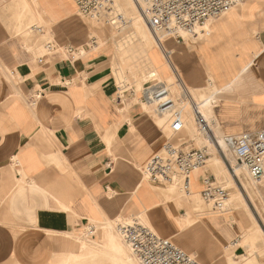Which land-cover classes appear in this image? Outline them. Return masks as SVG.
I'll list each match as a JSON object with an SVG mask.
<instances>
[{"label": "crops", "instance_id": "1", "mask_svg": "<svg viewBox=\"0 0 264 264\" xmlns=\"http://www.w3.org/2000/svg\"><path fill=\"white\" fill-rule=\"evenodd\" d=\"M246 3L259 6L253 11L239 4L220 18L207 20L201 27V38L178 42L173 67H166L155 51L161 69L159 81L149 86L136 83L130 95L122 90L128 83H114L110 54L86 49L83 38L72 39L66 28L55 26L76 14L74 0H68L67 5L64 0L43 5L44 15L66 42L61 47L76 49L74 59L62 57V53L39 56L41 52L30 51L16 36L7 38L0 25V190L6 195V203L0 204V264H55L61 255L59 264H84L82 259L87 264H115L114 259H105L110 255L121 262L125 259L126 264H137L106 221L105 228H109L102 240L82 243L83 254H77L71 240L62 234L71 229L80 231L88 220L99 223L109 218L114 223L120 216L140 214L160 236H177L186 229L178 242L189 245L186 237L195 233L206 238L209 243L198 250L205 259L199 260L202 264L225 260L232 246L229 243L241 231L233 212L199 214V204L162 194L136 167L145 166L168 141L162 125L169 110L158 111L156 102L144 100V92L158 90L159 102L172 98L175 106L178 78L188 85L177 70L179 58L195 48L205 47L195 69L206 64L210 68L234 65L238 71L236 76L223 78V90L217 91L219 103L214 101L209 113L219 131L235 134L264 129V0ZM231 27L236 33L255 30L256 34L235 45L234 61H217L223 54L219 52L221 45L209 46L207 38L215 28ZM165 39L167 45L176 41L171 36ZM160 45L166 50L161 41ZM12 73L20 79V86ZM122 77L119 75V80ZM191 79L202 84L196 73ZM133 97L138 102H132ZM153 104L158 118L151 114ZM210 168L193 172L194 189L201 190L204 176L213 170ZM21 178L25 183L17 182ZM236 216L245 229L254 224L248 213ZM229 223L234 226L230 228ZM107 229L121 240L122 249L111 246ZM210 244L224 247L211 258L206 256Z\"/></svg>", "mask_w": 264, "mask_h": 264}, {"label": "rangeland", "instance_id": "2", "mask_svg": "<svg viewBox=\"0 0 264 264\" xmlns=\"http://www.w3.org/2000/svg\"><path fill=\"white\" fill-rule=\"evenodd\" d=\"M46 1L48 0H0V25L4 28L6 33L5 35H7V38L11 36L12 37L16 36V38H18L21 41H24L28 45L30 51L36 50L39 53L41 52L39 56L43 55L45 57L48 54L55 53V52L50 53L47 51L46 48L47 41L49 40L55 41L60 46H64V44L66 43L64 40L60 39V37L58 36V32H56L53 29L54 23H52L46 18L47 14L44 13L45 8L43 7V5H47L48 3L50 4L51 0H49L47 3H44ZM55 1L57 2L58 0ZM64 1L66 3L65 5H67L68 0H64ZM129 1L131 2V5L133 4V7L131 6L125 8V13H126V17L132 18L136 14L139 15V12L136 9L133 0H129ZM241 4L248 5V7L252 8L253 11L257 8V6H259L258 3L247 4L246 2H243ZM133 13H135V15ZM252 15L253 13L248 15V17H251ZM110 17L111 14L109 13L108 14L105 13L101 16L93 17L85 13L82 14L79 11H77L76 14L70 15L68 18L63 20L65 22L62 21L59 24L57 23V25L55 26L66 28L67 30L66 34L72 39L83 38L87 43L86 49L95 50V51L101 50L106 52L107 54H110L111 75L113 77L114 83L116 84H118L119 82L120 84L128 83L127 86L122 85L123 86L122 90L128 92V94L130 95L131 90H133L132 85L139 82L138 84L141 86H147V85L149 86L148 82L149 81L151 82V79L142 82L141 76L137 75V73L136 74L134 73L135 64L140 63L141 60L143 59V57L140 54H138V56H134L132 59H127V63L125 64L123 63V60L121 59L115 47V39H114L115 33L113 26L110 24ZM213 18L216 17H211L210 19ZM65 24H67V27L66 26L64 27ZM13 26L15 27V29ZM37 28H41V30L39 31ZM63 28L62 30L60 28V31H63ZM146 28H147L146 31L147 34L149 36H152L153 34L151 33V31L148 29V27ZM236 31L237 30L234 27H231L224 29L215 28L210 32L207 38L208 40L207 45L209 46L221 45L219 47V52L223 53L220 57H218L217 61H221L223 59L228 61H234L235 45L240 42V39L242 41L245 36L247 35L252 36L256 34L255 30L242 31L241 33H236ZM183 41L181 42V44L183 43ZM204 49L199 50L198 48H195L192 51L189 50L184 52L185 54L181 55V58H179L180 61L178 62L179 66L177 70L183 76L184 80L191 88L192 92L196 97L200 99L211 98L212 101H215L216 104H218L219 95L217 91L219 90V88L223 90V85L225 84L224 79L227 77H231L232 75L236 76L238 74V71L234 70V65L231 66L230 68H221L218 66L214 68H210L206 64L207 61H204L206 64L205 68L203 66V69L202 68L195 69L194 63L204 53ZM63 56H67V55L63 54L62 57ZM36 58L37 57H35V60ZM162 62L164 65H166V67H171V65H168L163 60ZM172 65H174V63H172ZM120 66H123L122 71H120L121 69ZM157 66H158V62H157ZM159 70L161 71L160 68ZM176 73L177 71L176 69H174L173 74L176 75ZM194 73H196L197 79L198 80L200 79V83L202 84L198 85L191 82L192 81L191 78ZM119 75L123 76L121 80H119L118 78ZM203 75H205V78ZM12 76L17 78V86H20V79L17 76H15L14 73H12ZM121 81L123 82L121 83ZM158 81L159 80H157L156 82ZM177 88H179V85ZM118 90L120 89L118 88ZM120 92L122 93L121 90L119 91V93ZM1 93H2V89L0 88V95ZM132 102H138L136 97H133ZM214 105H215L214 103L209 104V108H208L209 113L214 108ZM154 106L155 105L153 104L151 108V114L154 117L158 118L159 115L154 111L155 109ZM175 107L176 104L174 108ZM170 111L171 109H169V112ZM179 112H180L179 113L180 120L183 122V129L180 132L177 133L172 130L170 126V124H172L169 115L170 113L163 120V123L166 122L165 125H162V128L167 133L166 134L168 137V141L166 138L167 143L170 142L171 144L174 145H181L183 141H187L186 143L183 144V148L185 150L192 148H201L205 144L208 145L209 141L206 138H204L202 135H200L195 124L191 120L189 113L181 112V111ZM209 117L211 118V120H213L211 116ZM215 133L217 134V136L224 134L219 131L218 126H215ZM208 148H209L210 156L208 157L209 159L206 163L212 166V168L210 169L213 170L210 171L216 176L217 181L222 185H224L225 187H227L229 191L230 203L227 204V206L224 205V207L222 208H215V209L208 206L207 202L200 195L201 190H196L194 188L192 189L193 194L190 195L189 197H186L184 193L180 191L179 186L175 185V181L165 183L164 185H160L158 183L151 182L149 179L147 180L150 183H152L155 188L161 191L162 194H168V195L171 194L179 199H182L184 202L186 200H189L193 204H199L197 206V211L199 212V214L203 212H213V211L222 213L223 210L224 211L226 210V212L228 213L233 212L234 220L237 221V225H239L241 231L239 232V236L229 243V244H233L234 242H236L237 245L233 244L228 248L227 256L225 260L219 264L222 263L223 264H264V179L258 183H255L248 176V173L245 171L244 173L245 174L247 173L246 174L247 176L246 175L244 176L251 182V187L249 189H245L247 193H244V189H243L244 186L243 185L241 186L237 182V178L233 175L234 173L231 171V168H234V165L236 164V162H238L236 158L229 151H226L227 158L225 159L222 155H220L221 152L216 151L212 145H208ZM143 165L136 167L139 173H141L140 168ZM18 181L20 183L22 182L25 183L24 178L17 180V182ZM5 196L6 195L3 194V192L0 190V204L6 203ZM237 213H240L243 216H245V214L248 213L250 217L253 219L254 224L251 227L245 229L241 224V222H239L236 216ZM140 217L145 222L142 215ZM122 218L123 217L121 216L116 219L114 218L115 219L114 223L116 224ZM108 219L109 218H105V220L99 223L93 222L98 225V231L93 237L86 235L84 230L85 225L80 231L71 229L70 231L64 232L65 234H62V236L71 240V242L74 245V249L77 251V254L80 253L83 254L84 248H82V243L83 244H85V242L91 243V241H95V243H98L100 240H102V236L106 228H109V227L105 228L102 226L105 225L107 226L108 223L113 226L114 223L110 222ZM105 221L108 223L104 224ZM186 222L187 221L184 220L183 224H185ZM189 225H191L189 228L193 227L191 223ZM228 226L231 228L234 225L233 223H229ZM179 236L180 234L177 235V237ZM191 236L189 235L187 237L189 241V245L184 242H180V243L177 242V244L180 245L181 247L182 246L189 247L190 250L188 252L191 255L195 256L198 260L200 259L205 260L204 258L200 257L198 250L201 249L204 245L207 246L209 242L207 241L206 238L201 239L200 236L197 235L196 233ZM168 237H174V235H170ZM223 247L224 244L223 246L220 244L218 247L210 244V247L207 249L206 256L213 258L216 255V253L219 250H221ZM212 251H214L213 254ZM62 256L63 255H61L55 261V264H59L61 262ZM105 259L109 261H112V259H114L115 264L116 263L126 264L125 259H122L121 262L119 260V257L113 255L107 256ZM75 260H77V258ZM82 260L84 264H87L88 261L84 259Z\"/></svg>", "mask_w": 264, "mask_h": 264}, {"label": "built area", "instance_id": "3", "mask_svg": "<svg viewBox=\"0 0 264 264\" xmlns=\"http://www.w3.org/2000/svg\"><path fill=\"white\" fill-rule=\"evenodd\" d=\"M245 1L247 0H135L154 34L172 32L177 34L179 39L183 38L182 32L193 34L211 17H218ZM75 2L82 13L93 17L113 11L112 0H75ZM37 29L41 30V28ZM46 48L50 53L66 54L72 59L76 55V49L73 47H61L52 40L46 42ZM149 85H152L150 81ZM159 95L158 90L152 92L147 90L144 92V100L156 102L160 112L171 108L170 126L174 132H180L183 129V122L180 120L178 108H174L172 98H167L168 100L163 103L159 102ZM179 96L190 99L192 93L183 85ZM192 105L199 129L206 133L213 145L221 152L220 154L226 159V151H229L239 163L247 167L253 180L262 181L264 129L217 136L198 109L197 103L192 101ZM208 155L206 146L201 149L185 150L181 145L168 142L141 168V171L153 183L164 185L175 181L180 191L188 195L191 193V174L204 165ZM203 185L201 195L208 206L214 209L224 207L229 194L227 187L219 183L212 173L204 176ZM116 225L121 237L140 264H201L195 256L183 250L172 239L155 233L140 215L120 219ZM84 227L86 235L91 237L98 231V225L90 220Z\"/></svg>", "mask_w": 264, "mask_h": 264}, {"label": "bare ground", "instance_id": "4", "mask_svg": "<svg viewBox=\"0 0 264 264\" xmlns=\"http://www.w3.org/2000/svg\"><path fill=\"white\" fill-rule=\"evenodd\" d=\"M133 2L135 4L136 9L139 12V15L138 14L135 15V13H133L135 16L132 18H128V17H126L125 8L131 7V6L133 7V4L131 5V2L129 0H112L113 11H111V13H109V14H111L110 24L113 26L114 33H115V37H114L115 47H116L121 59L123 60L124 64L127 63V59H132L134 56H138V54H140L143 57V59L141 60L140 63L135 64L134 73L135 74L137 73V75L141 76L142 82H144L145 80L151 79V83L154 84L158 80V74L160 73V70L157 66V62H158L159 58H157L155 56L156 54H154V52L159 51V53H160L159 57L164 62H166L168 65L173 66L172 65L173 60L176 58V49L179 47L178 42L183 41L184 38H185V42H189V41L194 40V39H199V38H201V31L202 30H201V27H198L196 29L195 33H193V34H187L186 32H182L181 33V35L183 37L182 39H179L177 34L172 33V32H164V33H159L158 35H156L151 30L146 18L144 17V14L141 12V10H140L139 6L137 5V3L135 2V0H133ZM239 4H241V3H239ZM239 4H237V5H239ZM237 5H235V6H237ZM235 6H233V7H235ZM77 9H78L77 11L82 13L78 7H77ZM133 10H135V9H133ZM227 12H225V13H227ZM225 13H223L222 15H224ZM82 14H84V13H82ZM222 15H220L218 17H221ZM218 17H216V18H218ZM146 27H148V29L151 31V33L153 34L152 36H149L147 34V32H146L147 28ZM166 36H171L176 41H174V42L172 41V43L170 42L167 45L166 39H165ZM160 41L162 42V44L164 45L166 50H164L162 45H160ZM80 53H83V51H80ZM120 68L123 70V66H120ZM138 80H137V82H138ZM178 85H179V88L175 94L176 107L181 112L189 113L190 118L193 121V123L195 124L200 135H202L204 138H206L209 141L208 145H212L215 148V150L219 152V150L213 145L212 141L208 138L206 133L202 132L199 129V127L196 123V120H195L194 111H193V107H192L193 106L192 101H195L197 103L198 109L201 111L202 115L205 117V119L209 122V124L211 125V127L215 131L214 121L211 120V118L209 117L210 115H209V110H208L209 104L214 103V101H212L211 98L200 99V98L196 97L194 95V93L192 92L191 88L184 83V81L182 80L181 77L178 78ZM183 85L187 86L190 89V91L192 93V96H191L192 101H190L191 98L188 99L185 96H179V94L181 93ZM177 95L179 97H176ZM38 98H39V96H37L36 99L33 100V102H32L33 105H36V102H37L36 100ZM225 134H232V133H225ZM208 145L205 144L201 148H204L205 146L208 147ZM222 145L224 146V144H222ZM201 148H197V149H201ZM208 153H209V148H208ZM209 156H210V153H209L208 157ZM208 157L206 158L205 163L202 166L203 168L208 166L206 163L209 159ZM202 167H200V168H202ZM231 171L234 173L233 175L237 178V182L241 186L242 185L244 186V188H243L244 191H245V189H249L251 187V182L247 178H245V176H244L248 173V176L250 177L249 171H248L246 166L242 165L239 162H236V164L234 165V168H231ZM245 171L247 172L246 174L244 173ZM193 172L191 174V193L187 195L184 192H182V193H184V195L186 197H189L190 195L193 194V190H192L193 189V184H192L193 183V179H192ZM253 181L257 182L255 180H253ZM175 185H177L176 182H175ZM203 187H204V185H202L201 190L203 189ZM245 193H247V191H245ZM200 195H201V192H200ZM201 197H202V195H201ZM229 203L230 202H229V194H228L227 200L225 202V206H227V204H229ZM104 224H107V223H104ZM105 226H102V227H105ZM113 229L119 235L124 246L128 249L129 253L133 257L135 262L137 264H140L139 261L136 259V257L132 254L131 249L129 248L127 243L121 237V234L119 233V231L117 229V225L115 223L113 224ZM106 234H107L106 236L110 239L112 247H118V248L122 249L123 246H122L121 240H119L117 235H115L114 233H112L108 229L106 231ZM183 234H185L184 231H181L180 235H183ZM168 238H170V239L174 238L175 241H177L178 237L176 235H174V237H168ZM178 243H180V242H178ZM233 244H236V242H234ZM184 248L187 251L190 250L189 247L184 246ZM124 256H126V254H124ZM201 260L203 262H205V260H203V259H201Z\"/></svg>", "mask_w": 264, "mask_h": 264}]
</instances>
